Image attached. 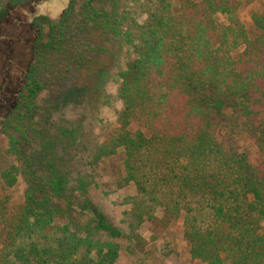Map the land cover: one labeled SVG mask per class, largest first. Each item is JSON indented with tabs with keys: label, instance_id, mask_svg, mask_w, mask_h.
<instances>
[{
	"label": "trees",
	"instance_id": "trees-1",
	"mask_svg": "<svg viewBox=\"0 0 264 264\" xmlns=\"http://www.w3.org/2000/svg\"><path fill=\"white\" fill-rule=\"evenodd\" d=\"M1 1L0 20L15 6ZM240 8L239 0H69L58 19H33L20 91L0 107V135L20 164L0 179L26 185L16 208L0 200V264H117L114 239L139 240L145 223L178 224L192 261L264 264V7L250 27ZM123 48L117 124L90 146L68 106L91 98ZM118 151L121 185L133 188L124 229L88 197L89 169Z\"/></svg>",
	"mask_w": 264,
	"mask_h": 264
},
{
	"label": "rangeland",
	"instance_id": "rangeland-1",
	"mask_svg": "<svg viewBox=\"0 0 264 264\" xmlns=\"http://www.w3.org/2000/svg\"><path fill=\"white\" fill-rule=\"evenodd\" d=\"M9 0H2V3ZM15 6L0 20V102L1 108L13 102L20 91L25 73L30 64L38 26L33 19L39 16L56 20L67 8L69 0H10ZM174 1V0H171ZM240 20L250 27V17L260 13L264 0H239ZM6 2V3H7ZM42 21H37L39 24ZM41 31H46L42 26ZM126 48L114 54L109 61L106 80L91 94L87 101L78 106H68V112L75 118L81 117L85 130L90 134L89 145L104 142L116 126L121 104L117 98L118 72L123 68L127 56ZM0 108V109H1ZM242 150H248L246 143L239 142ZM6 138L0 135V173L19 162L7 153ZM121 151L116 156L101 160L91 171L94 184L88 188L89 202L103 218L117 228L124 229L122 214L130 209L125 199L133 194V188L122 186L124 176ZM254 159V156H253ZM25 183L19 179L14 187H6L0 179V200L8 198L12 208L21 202ZM161 217V210L155 214ZM63 218L56 217L54 223L63 224ZM139 240L132 241L123 233L114 239L119 245L117 264H201L190 260L188 244L182 237L181 227L171 224L167 229L160 225L145 223L138 231Z\"/></svg>",
	"mask_w": 264,
	"mask_h": 264
}]
</instances>
